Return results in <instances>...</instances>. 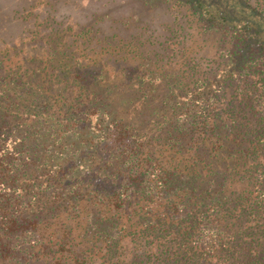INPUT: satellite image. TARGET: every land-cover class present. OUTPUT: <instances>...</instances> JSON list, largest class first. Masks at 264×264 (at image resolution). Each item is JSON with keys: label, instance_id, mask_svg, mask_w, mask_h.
<instances>
[{"label": "trees", "instance_id": "1", "mask_svg": "<svg viewBox=\"0 0 264 264\" xmlns=\"http://www.w3.org/2000/svg\"><path fill=\"white\" fill-rule=\"evenodd\" d=\"M185 2L166 37L48 10L0 40V264H264V44Z\"/></svg>", "mask_w": 264, "mask_h": 264}, {"label": "rangeland", "instance_id": "2", "mask_svg": "<svg viewBox=\"0 0 264 264\" xmlns=\"http://www.w3.org/2000/svg\"><path fill=\"white\" fill-rule=\"evenodd\" d=\"M178 5L177 0H0V40L5 39L6 43L18 45L22 42L21 31L23 26L19 24L20 19H30V24L37 17L43 21L48 10L57 22H70L73 25L86 24L87 21H100L106 32H117L122 35H136L141 39L148 38L153 32L162 37L167 36V30L173 29V18L180 13H189L193 10L190 5ZM195 4L202 5V13L206 11L212 14L225 16L230 24L238 27L247 26L257 33V38L264 44V16L251 11L241 0H192ZM17 9L19 13L11 22V11ZM195 9V8H194ZM28 10V11H27ZM206 15V13H205ZM207 16H211L208 14ZM206 20V17L203 16ZM174 20V21H173ZM28 21V20H27ZM23 23L24 25L26 22ZM41 23L40 19L35 20V27ZM186 29L192 35V39L184 42L188 51L200 52L202 57L211 59L214 57V49L217 39L214 35L204 36L198 33L192 25ZM20 26H19V25ZM29 27H27L28 29ZM31 31V30H30ZM167 39V38H166ZM167 41V40H166ZM3 46V47H2ZM0 44L4 49L5 45ZM182 45L173 39L169 44V50H176ZM173 64V63H172Z\"/></svg>", "mask_w": 264, "mask_h": 264}]
</instances>
